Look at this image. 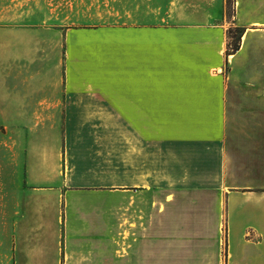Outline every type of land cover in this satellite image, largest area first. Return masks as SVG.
Here are the masks:
<instances>
[{"label":"crops","instance_id":"1","mask_svg":"<svg viewBox=\"0 0 264 264\" xmlns=\"http://www.w3.org/2000/svg\"><path fill=\"white\" fill-rule=\"evenodd\" d=\"M248 1L238 17L261 25L246 12L264 0ZM219 14L167 26L0 24V264H113L117 229L143 235L144 199L153 208L161 189L189 187L218 192L226 264H264V122L225 123L229 107L261 119L264 109L227 104L223 86L202 83L223 63Z\"/></svg>","mask_w":264,"mask_h":264},{"label":"rangeland","instance_id":"2","mask_svg":"<svg viewBox=\"0 0 264 264\" xmlns=\"http://www.w3.org/2000/svg\"><path fill=\"white\" fill-rule=\"evenodd\" d=\"M238 2L239 0H0V24H43L56 28L140 24L151 18L156 21L158 17L160 25L167 26L184 19L197 22L199 17L209 21L218 8L221 14L213 23H218L224 30L223 63L218 72L211 71L212 78L202 81L203 86H223L227 92V104L246 101L264 109V23L246 25L238 17ZM246 17L264 20V9L246 12ZM237 47L239 50L234 51ZM228 52L232 54L227 55ZM214 75H218L220 79H216ZM241 114H251L255 125L264 122L260 118L262 111H258V114L242 113L229 107V111L225 112L227 126L242 125L239 122ZM4 119L0 113V135L8 132ZM167 128V123H161V139L166 138ZM2 146L5 145L0 144ZM225 178L233 177L227 175ZM191 188L194 187L185 190L176 188L172 191L161 189L159 204H154L153 208L151 199L145 198L144 211L139 213L142 216L140 220L144 223L143 235L136 231L131 234L129 230L120 233L117 229L113 241V264H226V217L225 210L218 209V192L216 189L201 191ZM220 212L223 214L222 218ZM129 215L131 217L127 225L129 229L135 230L136 209H129ZM246 226L244 222L237 225L238 242L246 232ZM236 232L233 229V236ZM248 236L251 237L250 234ZM232 245L234 246V242ZM238 246L243 244L239 243ZM256 247L264 248V237Z\"/></svg>","mask_w":264,"mask_h":264},{"label":"trees","instance_id":"3","mask_svg":"<svg viewBox=\"0 0 264 264\" xmlns=\"http://www.w3.org/2000/svg\"><path fill=\"white\" fill-rule=\"evenodd\" d=\"M238 50H239L238 47L234 49V51H238ZM231 54H232V53H229V52L227 53V55H231Z\"/></svg>","mask_w":264,"mask_h":264}]
</instances>
